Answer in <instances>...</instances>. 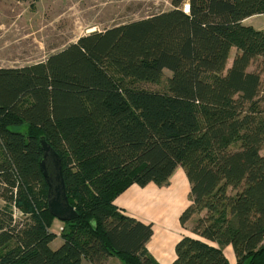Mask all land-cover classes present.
I'll list each match as a JSON object with an SVG mask.
<instances>
[{
  "label": "trees",
  "instance_id": "obj_1",
  "mask_svg": "<svg viewBox=\"0 0 264 264\" xmlns=\"http://www.w3.org/2000/svg\"><path fill=\"white\" fill-rule=\"evenodd\" d=\"M171 5L82 35L44 61L0 66V264H158L145 248L152 225L114 199L132 184H165L177 166L189 182L179 221L198 216L170 264H229L226 245L237 264H264V30L243 23L264 15V0ZM109 68L133 83L171 75L155 91L120 84ZM40 136L61 158L78 213L62 222L56 249ZM13 205L26 215L14 219Z\"/></svg>",
  "mask_w": 264,
  "mask_h": 264
},
{
  "label": "rangeland",
  "instance_id": "obj_2",
  "mask_svg": "<svg viewBox=\"0 0 264 264\" xmlns=\"http://www.w3.org/2000/svg\"><path fill=\"white\" fill-rule=\"evenodd\" d=\"M71 2L72 0H62L58 4L54 0H0V66L21 67L41 62L50 53L63 49L82 35L114 26L112 23L148 17L169 7L168 0H141L140 7L137 8L129 7L132 5L127 3L129 0L124 1L126 8L116 0H75L70 9L61 10ZM74 20L77 24H73ZM245 24L264 30V15ZM233 53L232 48L230 56ZM109 71L118 82L155 91H164L167 77L171 75L170 71L164 69L161 79L156 83H133L121 80L112 68ZM236 147L237 145L233 146ZM261 153L264 154V148ZM3 192L0 189V210L6 205L1 196ZM36 198L40 200L39 195ZM11 208L12 206L8 211ZM16 208L21 212L18 218L26 215L22 208ZM61 225L62 222L55 220V225L50 227L56 235L50 243L52 249L58 248L62 243L60 234H57ZM114 258L122 264L117 257Z\"/></svg>",
  "mask_w": 264,
  "mask_h": 264
},
{
  "label": "crops",
  "instance_id": "obj_3",
  "mask_svg": "<svg viewBox=\"0 0 264 264\" xmlns=\"http://www.w3.org/2000/svg\"><path fill=\"white\" fill-rule=\"evenodd\" d=\"M54 1L58 4L62 2V0ZM74 1L75 0H72V2L66 8L61 10L67 11L70 9ZM106 1L107 0H103V2ZM116 1H119L122 4V7L126 8V2H124L125 0ZM168 1V9L173 8L171 5V0ZM140 2L141 0H129L127 3H132V5H129V7L137 8L140 7ZM255 17H260V15L248 17L243 20V23L249 22ZM134 20L137 19H131L119 23H111L113 25H118ZM78 23L83 24L81 22ZM73 24H77L76 20H74ZM232 48L234 49V53L231 56L229 54L227 60L228 66L226 67L231 65L233 56L236 52V49L234 47ZM188 192L189 182L186 177L185 170L183 167L177 166L165 184L156 185L155 183H148L144 186L132 184L114 199L115 205L125 215L132 216L143 223H149L152 225V235L146 242L145 248L158 264H170L174 260V248L176 243L184 235H190V229L194 224V220L198 216H192L183 225L179 221L181 212L189 203ZM55 220L58 221L55 218L53 220L52 226L55 225ZM58 229L60 230V226ZM210 244L213 246H218V244L215 242ZM221 250L229 264H237V259L230 245L222 247ZM114 257L115 256H109L104 261V264H120ZM81 264L93 263L83 259Z\"/></svg>",
  "mask_w": 264,
  "mask_h": 264
},
{
  "label": "water",
  "instance_id": "obj_4",
  "mask_svg": "<svg viewBox=\"0 0 264 264\" xmlns=\"http://www.w3.org/2000/svg\"><path fill=\"white\" fill-rule=\"evenodd\" d=\"M41 157L39 171L46 185V207L57 220L64 222L78 217L76 209L69 203L63 176L61 158L44 136L38 139Z\"/></svg>",
  "mask_w": 264,
  "mask_h": 264
},
{
  "label": "built area",
  "instance_id": "obj_5",
  "mask_svg": "<svg viewBox=\"0 0 264 264\" xmlns=\"http://www.w3.org/2000/svg\"><path fill=\"white\" fill-rule=\"evenodd\" d=\"M182 10L183 12L185 13H188L189 11V4L187 1H185L183 4H182ZM13 218L14 219H18L19 215H21V212L13 205ZM62 229V227H60V230Z\"/></svg>",
  "mask_w": 264,
  "mask_h": 264
}]
</instances>
